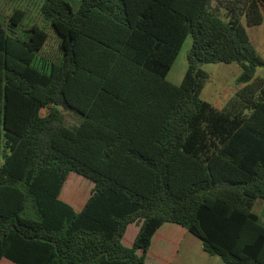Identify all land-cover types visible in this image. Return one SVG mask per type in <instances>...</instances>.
Returning <instances> with one entry per match:
<instances>
[{
    "label": "trees",
    "instance_id": "trees-1",
    "mask_svg": "<svg viewBox=\"0 0 264 264\" xmlns=\"http://www.w3.org/2000/svg\"><path fill=\"white\" fill-rule=\"evenodd\" d=\"M263 9L43 0L50 57L46 28L12 7L0 22V261L146 264L156 232L176 223L226 264H264V59L247 31L264 30ZM189 38L177 85L168 75ZM218 63L242 66L223 108L202 98V65ZM71 173L94 183L81 212L61 199Z\"/></svg>",
    "mask_w": 264,
    "mask_h": 264
},
{
    "label": "rangeland",
    "instance_id": "rangeland-1",
    "mask_svg": "<svg viewBox=\"0 0 264 264\" xmlns=\"http://www.w3.org/2000/svg\"><path fill=\"white\" fill-rule=\"evenodd\" d=\"M70 2L74 8H78L81 0H66ZM43 0H0V12L2 13V18H9V11L13 7H20L28 13L29 23L31 21L37 22L38 24H43V17L41 14V5ZM264 10V9H263ZM46 30L49 32L50 38L48 44L45 48V53L52 57L55 55L58 49V38L48 24H43ZM249 37L253 46L255 47L258 54L264 59V30L263 27H252L247 28ZM192 46V39L189 38L184 44L176 62L174 63L169 75L168 80L174 84L179 85L188 69L187 54ZM202 68L209 73L210 78L205 85L202 93L203 100L215 104L219 108H223L228 100L232 98L238 89L236 80L242 72V66L239 63L232 64H203ZM257 77H264V68H259L257 70ZM69 114L81 119V116L74 112H69ZM67 190H74L75 194H81V192L88 193L91 190L93 184L92 182L77 174L72 173L65 185ZM62 200H64L62 198ZM65 201V200H64ZM66 202V201H65ZM68 203V202H67ZM70 204V203H68ZM72 205V204H70ZM73 206V205H72ZM74 207V206H73ZM254 212L260 216L261 220L264 222V203L262 201H257Z\"/></svg>",
    "mask_w": 264,
    "mask_h": 264
},
{
    "label": "crops",
    "instance_id": "crops-1",
    "mask_svg": "<svg viewBox=\"0 0 264 264\" xmlns=\"http://www.w3.org/2000/svg\"><path fill=\"white\" fill-rule=\"evenodd\" d=\"M6 15L4 14V22L6 21ZM2 21V13L0 12V22ZM43 24L44 23V20ZM29 25L37 22L26 21ZM43 24H39L43 26ZM45 27V26H44ZM72 174V173H71ZM69 175L68 181L71 177ZM65 183V185H66ZM93 186L88 193L81 192L77 194H70L71 190H67L64 185L61 199L63 198L66 203L72 204L71 206L77 212H81L85 207L88 199L92 195ZM70 192V193H69ZM63 200V201H64ZM69 204V205H70ZM260 217V216H259ZM141 222L132 223L128 226L125 236L122 240L126 247H132L136 240V237L140 231ZM141 255V251L138 252ZM0 264H16L7 258H3ZM146 264H226L224 260L217 256L207 253L202 242L193 234H191L185 227L176 223L164 224L154 235L151 243L150 250L147 255Z\"/></svg>",
    "mask_w": 264,
    "mask_h": 264
}]
</instances>
